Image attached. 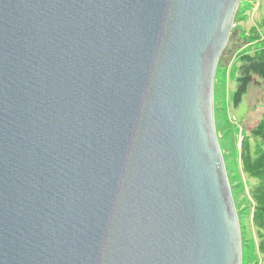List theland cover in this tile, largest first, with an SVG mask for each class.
<instances>
[{"label":"water","instance_id":"95a60500","mask_svg":"<svg viewBox=\"0 0 264 264\" xmlns=\"http://www.w3.org/2000/svg\"><path fill=\"white\" fill-rule=\"evenodd\" d=\"M241 0H0V264H242L214 123Z\"/></svg>","mask_w":264,"mask_h":264},{"label":"rangeland","instance_id":"374dc122","mask_svg":"<svg viewBox=\"0 0 264 264\" xmlns=\"http://www.w3.org/2000/svg\"><path fill=\"white\" fill-rule=\"evenodd\" d=\"M242 3V5H241ZM264 0H241L234 16L231 35L221 54L214 82V123L219 148L234 206L240 235L242 264H264L258 255V245L252 225L253 204L249 187L255 182L242 173L243 137L264 114V86L254 77L240 100L234 103L243 57L253 54L254 43L262 37L261 22ZM255 28L253 31L252 29Z\"/></svg>","mask_w":264,"mask_h":264},{"label":"trees","instance_id":"16d2710c","mask_svg":"<svg viewBox=\"0 0 264 264\" xmlns=\"http://www.w3.org/2000/svg\"><path fill=\"white\" fill-rule=\"evenodd\" d=\"M263 0H259V5ZM242 5V3H241ZM264 10V7H263ZM258 26L262 37L254 43L253 54L243 57L238 87L234 95V103L246 92L251 80L256 77L264 86V11L261 12ZM255 28L252 29V31ZM244 147L241 156L242 173L252 179L255 184L249 187V198L253 204L252 227L258 245V255L264 261V114L260 121L250 130L249 136L243 137Z\"/></svg>","mask_w":264,"mask_h":264}]
</instances>
